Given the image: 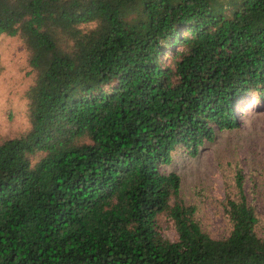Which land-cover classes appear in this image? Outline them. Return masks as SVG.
I'll return each instance as SVG.
<instances>
[{"label":"trees","instance_id":"trees-1","mask_svg":"<svg viewBox=\"0 0 264 264\" xmlns=\"http://www.w3.org/2000/svg\"><path fill=\"white\" fill-rule=\"evenodd\" d=\"M1 34L35 76L0 143V264H264L240 168L222 238L161 170L264 101V0H0Z\"/></svg>","mask_w":264,"mask_h":264},{"label":"rangeland","instance_id":"rangeland-1","mask_svg":"<svg viewBox=\"0 0 264 264\" xmlns=\"http://www.w3.org/2000/svg\"><path fill=\"white\" fill-rule=\"evenodd\" d=\"M30 53L20 35H0V143L20 136L30 127L26 91L35 72ZM240 126L216 131L195 156L177 148L163 172H176L181 179L180 194L186 204L196 207L195 219L213 238L226 236L231 223L224 211L228 193L235 192L234 174L244 175L247 201L259 218L257 232L264 237V101L250 98L238 108ZM160 233L176 240L173 220L162 212L156 216Z\"/></svg>","mask_w":264,"mask_h":264}]
</instances>
